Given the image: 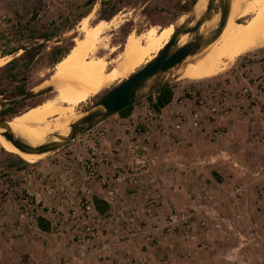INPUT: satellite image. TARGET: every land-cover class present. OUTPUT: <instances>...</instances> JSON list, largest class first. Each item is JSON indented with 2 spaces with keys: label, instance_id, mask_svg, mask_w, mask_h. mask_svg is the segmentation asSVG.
Instances as JSON below:
<instances>
[{
  "label": "rangeland",
  "instance_id": "1",
  "mask_svg": "<svg viewBox=\"0 0 264 264\" xmlns=\"http://www.w3.org/2000/svg\"><path fill=\"white\" fill-rule=\"evenodd\" d=\"M198 1L0 0V56L9 57L0 67V106L19 88L28 94L2 115L57 96L55 51L84 37L85 17L111 22L89 56L111 68L132 32L188 27ZM178 68L151 82L174 87L163 112L145 96L129 117L115 114L32 162L0 145V264H264V46L213 78L178 81ZM120 82L79 104L76 119ZM95 196L110 204L107 212Z\"/></svg>",
  "mask_w": 264,
  "mask_h": 264
},
{
  "label": "bare ground",
  "instance_id": "2",
  "mask_svg": "<svg viewBox=\"0 0 264 264\" xmlns=\"http://www.w3.org/2000/svg\"><path fill=\"white\" fill-rule=\"evenodd\" d=\"M207 1L199 0L195 4L194 16L201 15ZM250 14L253 17L243 22V17ZM89 19L85 17L82 20L84 37L79 38L70 53L58 62L52 76L58 84L57 96L8 119L15 134L32 145L42 144L49 138L58 139L57 136H53L54 134L66 135L70 130V124L77 117L79 104L98 93L105 83L120 82L139 66L153 60L167 44L176 28L174 24H170L163 28L152 26L142 33L132 32L114 65L109 68L105 57L89 56L98 48V44L103 42L100 37L112 26L111 22L100 20L97 24L90 25ZM218 20L219 15H216L202 26L201 32L210 31ZM189 38L188 34L182 36L178 44H185ZM263 46L264 0H234L232 14L223 34L203 51L188 57L174 75L178 81L213 78L222 75L240 56ZM6 60H9V57L0 56V67ZM0 132H3V129H0ZM0 145L30 162L41 157L39 154L20 151L1 134Z\"/></svg>",
  "mask_w": 264,
  "mask_h": 264
},
{
  "label": "water",
  "instance_id": "3",
  "mask_svg": "<svg viewBox=\"0 0 264 264\" xmlns=\"http://www.w3.org/2000/svg\"><path fill=\"white\" fill-rule=\"evenodd\" d=\"M233 2L234 0H208L201 15L195 16L188 27L175 28L167 44L153 60L106 92L84 115L70 124V130L66 135L54 134L53 136H57L58 139L49 138L42 144L32 145L15 134L9 120L4 118L1 111L28 98V94L25 93L1 104L0 129H3V132H0L1 136L20 151L39 154L40 158L66 147L73 140L90 132L121 110L149 96L161 87L160 83L151 84L156 77L182 65L188 57L203 51L218 40L230 20ZM216 8L217 11H215ZM216 15H219L216 26L206 33L201 32L202 26ZM187 34L190 35L189 40L179 45V39ZM147 88L149 90L145 92Z\"/></svg>",
  "mask_w": 264,
  "mask_h": 264
},
{
  "label": "trees",
  "instance_id": "4",
  "mask_svg": "<svg viewBox=\"0 0 264 264\" xmlns=\"http://www.w3.org/2000/svg\"><path fill=\"white\" fill-rule=\"evenodd\" d=\"M45 36L49 37V36H52V34L51 33H45ZM55 52H56V56H57V61H56L57 64H58V62H60L63 58H65L70 53L69 50H65L62 48H57ZM16 61H17V59L11 61L10 65H15ZM23 93H24V90L22 88H19L17 95L23 94ZM174 96H175L174 87L170 83H166L156 90L155 95L152 93L148 96V98L152 101V107L157 112H161L166 106H168L173 101ZM134 106H135V104L130 105L129 107L121 110L118 114L123 116V117H129L134 110ZM13 110H14V108L8 107L7 109L3 110V113L9 114V113H12ZM215 175H218L217 172L215 173ZM94 201L96 203V207H97L99 212L105 213L110 209V204L103 201L98 196L94 197ZM37 221H38L39 227L42 230L47 231V232L51 231V228H52L51 222L45 216H43V215L38 216Z\"/></svg>",
  "mask_w": 264,
  "mask_h": 264
},
{
  "label": "built area",
  "instance_id": "5",
  "mask_svg": "<svg viewBox=\"0 0 264 264\" xmlns=\"http://www.w3.org/2000/svg\"><path fill=\"white\" fill-rule=\"evenodd\" d=\"M190 120L195 127H198L201 122L200 113L195 112L194 115L190 118ZM177 128H181V124H177ZM86 168L89 170L91 176H95L98 171L97 167L95 166L94 159H89L86 161ZM85 207H86L85 209L88 210V212H90L92 206L90 204H87ZM92 229L93 228H91V226L88 228L89 235L94 234L91 232Z\"/></svg>",
  "mask_w": 264,
  "mask_h": 264
},
{
  "label": "crops",
  "instance_id": "6",
  "mask_svg": "<svg viewBox=\"0 0 264 264\" xmlns=\"http://www.w3.org/2000/svg\"><path fill=\"white\" fill-rule=\"evenodd\" d=\"M175 98H176V96H174V99L173 100H175ZM173 102V101H172ZM171 104V103H170ZM169 104V105H170ZM168 105V106H169ZM168 106H166L163 110H162V112L168 107ZM235 161V160H234ZM246 162L248 163L249 162V160H246ZM124 225H125V223H119L118 225H117V228L119 229V228H124ZM110 227L113 229L114 227H113V224L111 223V225H110ZM7 239L8 238H6V241H7Z\"/></svg>",
  "mask_w": 264,
  "mask_h": 264
}]
</instances>
